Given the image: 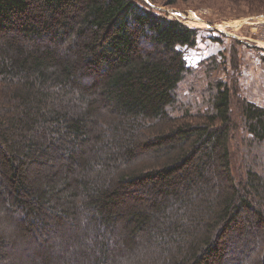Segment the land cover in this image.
<instances>
[{"label":"trees","instance_id":"16d2710c","mask_svg":"<svg viewBox=\"0 0 264 264\" xmlns=\"http://www.w3.org/2000/svg\"><path fill=\"white\" fill-rule=\"evenodd\" d=\"M151 3L0 0V264H27L21 242L48 227L93 249L76 264L133 245V264H228L222 239L250 215L264 239V106L220 57L189 67L198 29Z\"/></svg>","mask_w":264,"mask_h":264},{"label":"rangeland","instance_id":"374dc122","mask_svg":"<svg viewBox=\"0 0 264 264\" xmlns=\"http://www.w3.org/2000/svg\"><path fill=\"white\" fill-rule=\"evenodd\" d=\"M144 1L152 2V0ZM155 1L164 2H159L157 5L153 2L151 3L150 6L158 13L167 15L170 19H177L190 28L198 29L199 43L197 47L191 53H188V50L186 51L185 59L188 66L192 68L198 67L203 60L211 56L220 57L224 66H222L216 74L217 77L232 84L231 78L234 75L236 77L239 76L238 85L241 89V95L249 99L245 90V86H247L249 82L245 80L250 74L249 70L255 69V64L248 63L246 65L245 60L252 59L254 54L259 57L256 52L252 51L254 48L264 49V0ZM219 29H221V31H218ZM240 33L246 34L247 38L250 40H240L239 38L242 44L239 45L237 49L241 51V57L243 53L249 55L243 57V59L240 58L242 59V67H240L241 71L239 74V71L235 70L232 64L230 53L232 40L230 35ZM214 39H219V41H215ZM207 42L209 44L208 46L206 45ZM217 42H219V45L212 46ZM24 44H27V42H24ZM222 44H225L227 48L222 47ZM190 54L193 55L194 65ZM233 148V152L237 157L240 156V159L246 158V151L242 143H238L237 145L236 142H233ZM217 175L219 181L222 179L225 180L222 170H218ZM237 218L245 220V215L240 214ZM50 219L51 217L45 218V216H37L39 227L47 225L48 222H51ZM240 221V225H236L232 231L234 232L236 228L241 226H244V228L241 227V230L239 229L240 231L237 230L234 233H230L228 236L225 235L222 239L221 244L224 245V255L230 256L229 259H231V261L228 264H240L242 263L241 260H244L243 264H254L259 260L258 257L260 256L259 258H261L262 254H264V239L261 238L263 242H260V236L258 240L257 237H254L255 233L250 234V236L247 235L246 227L251 223H257L258 219L256 216L250 215L247 222L246 220ZM50 229H52V227H48L46 230L48 235L44 232V235H40L39 238L34 240L32 238L31 241L26 240V243L21 242V244L25 245L20 253L22 255L21 259L24 261L27 259V264H40L41 257L48 260L47 263L43 262L42 264H76L82 261V257L85 256L91 259L90 253L93 252V249L88 250L84 246L79 245L82 237L78 238L72 236L74 230L71 227L68 228L66 235L60 234L61 231L58 232L57 230L54 232V235H51L49 232ZM148 237L150 238L148 233L143 236L145 240H147ZM10 240H12L11 237ZM72 240L73 243L70 244ZM66 242L67 244H65ZM140 245L142 246L143 242H141ZM121 250L119 251L120 253H118L119 264H123L124 261L130 264V260H132L131 264H133L139 257V245H133L127 250L122 248ZM249 254L252 255L250 256ZM244 256L245 258H243Z\"/></svg>","mask_w":264,"mask_h":264},{"label":"crops","instance_id":"0c3cea01","mask_svg":"<svg viewBox=\"0 0 264 264\" xmlns=\"http://www.w3.org/2000/svg\"><path fill=\"white\" fill-rule=\"evenodd\" d=\"M243 33L236 34V35L231 34L230 38L233 37V38H237V39L240 38V40H243V39L245 40V38H247V35L243 34ZM206 45L207 46L209 45L208 42ZM217 45H219V42H217L216 44H213L212 46H217ZM221 46L224 48H227V46L225 44H222ZM192 51L193 50H189L188 53H191ZM190 55L192 56V63H194L193 55L192 54H190ZM247 56H249V55H247V54L245 55V53H243L242 59H243V57H247ZM248 58H250V57H248ZM245 61H246V63H245L246 65L248 63L255 64V69L249 70L250 74H249L248 78L245 80V81L249 82L248 85L245 86L246 95L249 97V99L252 102L259 104L261 106H264V61H262L261 58L257 57L255 54L253 55L252 59L250 58L249 60H245ZM246 67H248V66H246Z\"/></svg>","mask_w":264,"mask_h":264},{"label":"built area","instance_id":"2783aa9c","mask_svg":"<svg viewBox=\"0 0 264 264\" xmlns=\"http://www.w3.org/2000/svg\"><path fill=\"white\" fill-rule=\"evenodd\" d=\"M218 31H221V29H219ZM245 40H250L249 38H245Z\"/></svg>","mask_w":264,"mask_h":264}]
</instances>
